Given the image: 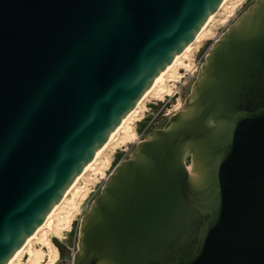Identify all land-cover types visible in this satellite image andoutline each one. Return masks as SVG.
Wrapping results in <instances>:
<instances>
[{
  "label": "water",
  "instance_id": "95a60500",
  "mask_svg": "<svg viewBox=\"0 0 264 264\" xmlns=\"http://www.w3.org/2000/svg\"><path fill=\"white\" fill-rule=\"evenodd\" d=\"M226 0H0V264ZM59 264H264V0L214 43Z\"/></svg>",
  "mask_w": 264,
  "mask_h": 264
},
{
  "label": "rangeland",
  "instance_id": "374dc122",
  "mask_svg": "<svg viewBox=\"0 0 264 264\" xmlns=\"http://www.w3.org/2000/svg\"><path fill=\"white\" fill-rule=\"evenodd\" d=\"M240 1L228 0L226 2L225 7L219 11L202 34L201 41L195 42L188 52L172 66L165 76L164 86L157 87L146 98L110 147L103 153L94 170H90L84 176L78 188L76 187L77 189L72 191L64 204L60 206L53 217V227L45 228L38 234V238L32 242L31 249L35 252L38 250L45 252L41 264H59L62 261L73 260L75 252L78 251L81 220L89 212L94 200L101 194L105 180L120 162L131 157L139 142L145 140L154 130L163 129L171 116L182 110L200 71L199 69L195 75L191 74L195 69L194 64L200 61L204 63L214 43L241 16L240 13H237L238 16L233 13ZM255 2L256 0H249L241 12L246 11ZM230 16L235 17L230 18ZM147 127L149 130L146 136L144 132ZM84 198L89 199L86 201L83 200ZM54 230H57L59 235ZM55 236L58 238L56 239ZM43 238L53 240L52 253L44 247ZM29 251V249L25 250L14 264H33Z\"/></svg>",
  "mask_w": 264,
  "mask_h": 264
},
{
  "label": "bare ground",
  "instance_id": "6f19581e",
  "mask_svg": "<svg viewBox=\"0 0 264 264\" xmlns=\"http://www.w3.org/2000/svg\"><path fill=\"white\" fill-rule=\"evenodd\" d=\"M228 0L225 1V3L222 5V7L217 10L208 20V22L205 24L203 30L199 33V35L196 37V39L183 51V53L181 55H179L175 61L172 63V65H170L160 76L159 78L153 83V85L150 87V89L147 91V93L144 95V97L142 98L141 102L138 104V106L130 112V114L120 123L119 127L116 129V131L112 134L111 138L106 142V144L98 151L96 157L91 161V163L83 170V172L79 175V177L75 180V182L71 185V187L68 189L64 199L58 204L56 205V207L52 210V212L50 213V215L48 216V218L46 219V221L43 223V225L36 231V233H34L31 237H29L25 243L21 246V248L17 251V253L13 256L12 260L9 262V264H14L19 258L20 256H22V254H24L25 250H30V255H31V261L33 264H41V259L42 256L45 255V252L43 250H38V251H33L31 249L32 246V242L38 238V234H40V232H42V230H44L45 228H52L53 224H54V219L53 217L55 216L56 212H58V210L60 209V206L62 204H64V202L66 201V199L68 198V196L70 195V193L74 190H76L78 187V184L80 183V181L84 178V176L91 170H94L95 165L98 163V160H100V158L102 157L103 153L108 149V147H110V145L112 144V142L115 140L116 136L120 133V131L124 128L125 124L128 122V120L137 112L138 108L144 103V101L146 100V98L159 86H164L165 83V76L168 73V71L172 68V66H174V64H176V62L181 58L182 55L186 54L188 52V50L191 48V46L195 43V42H200L201 40V36L202 34L205 32V30L208 28V26L213 22L215 16L219 13V11L225 7L226 2ZM233 16H230V18H232ZM235 17V16H234ZM233 17V18H234ZM77 187V188H76ZM78 192V190H77ZM77 192L75 191V195H77ZM88 197V196H87ZM77 198V197H76ZM88 200L89 198H84L83 200ZM86 200V201H87ZM77 203V202H76ZM84 203V201L82 202V204ZM78 205V204H77ZM74 206V204H73ZM84 206V204H83ZM74 210V209H73ZM71 224V223H70ZM57 234L59 233L57 230H54ZM55 234V233H54ZM56 235V234H55ZM59 235V234H58ZM44 237V236H43ZM56 239L58 238V236H55ZM54 238V237H53ZM43 243H44V247L49 249L51 251V253L53 252V240L52 239H45L43 238ZM56 252V251H55ZM57 254V252H56Z\"/></svg>",
  "mask_w": 264,
  "mask_h": 264
},
{
  "label": "built area",
  "instance_id": "2783aa9c",
  "mask_svg": "<svg viewBox=\"0 0 264 264\" xmlns=\"http://www.w3.org/2000/svg\"><path fill=\"white\" fill-rule=\"evenodd\" d=\"M248 1L249 0H241L240 2H239V4L237 5V8L234 10V15H237V13H240V15L243 13V12H245V10L244 11H242L241 12V10L243 9V7L248 3ZM238 16V15H237ZM194 62H196L195 60H194ZM202 61H200V62H196L195 64H194V70L192 71V75H195L196 73H198V71H199V69L201 68V66H202ZM186 74V73H185ZM184 74V75H185ZM184 77V76H183ZM168 97H170V96H168ZM148 127L146 128V130H145V132H144V135H146L147 136V133H148ZM78 246V245H77ZM76 253V252H75Z\"/></svg>",
  "mask_w": 264,
  "mask_h": 264
}]
</instances>
